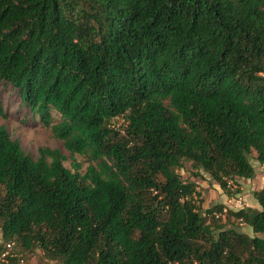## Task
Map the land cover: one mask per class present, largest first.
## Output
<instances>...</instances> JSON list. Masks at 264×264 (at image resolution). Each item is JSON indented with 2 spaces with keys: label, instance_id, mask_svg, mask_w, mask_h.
I'll list each match as a JSON object with an SVG mask.
<instances>
[{
  "label": "trees",
  "instance_id": "trees-1",
  "mask_svg": "<svg viewBox=\"0 0 264 264\" xmlns=\"http://www.w3.org/2000/svg\"><path fill=\"white\" fill-rule=\"evenodd\" d=\"M3 81L91 160L32 158L0 125L3 244L58 264H264V185L259 208L224 216L248 235L223 206L202 213L177 171L228 191L254 152L264 173V0H0Z\"/></svg>",
  "mask_w": 264,
  "mask_h": 264
},
{
  "label": "rangeland",
  "instance_id": "rangeland-1",
  "mask_svg": "<svg viewBox=\"0 0 264 264\" xmlns=\"http://www.w3.org/2000/svg\"><path fill=\"white\" fill-rule=\"evenodd\" d=\"M0 125H3L9 132L12 138L19 141L23 150L32 158L39 155L40 147L57 148L65 155L64 165L71 170L72 163H79V170L83 173L88 164L91 163L88 155L70 154L63 146L62 140L55 137L49 127L43 125L36 114L30 112L29 108L22 103L17 90L8 82L0 83ZM52 120L59 121V114L52 110ZM112 127L124 134L126 122L124 117L117 116L111 120ZM250 161L255 169V175L252 178L236 177L235 180H229L228 191L222 189L219 184L212 179L208 173L203 170L194 168L190 161H183L181 168L177 169L181 178L186 181L195 183V189L198 195L194 197L195 204L205 213L207 209H214L218 206H226L234 208L235 201L240 198L243 206H255L257 201L253 197V192L260 189L264 185L263 165L255 158L253 152ZM231 192V193H229ZM259 206V205H258ZM256 208V207H254ZM227 226L235 227L236 229L252 235L250 227L239 222L233 215H227L221 220ZM262 236L261 234H259ZM1 247L7 250L9 254H15L18 258V264H58L55 260L44 256L40 248H35L33 251L21 250L19 245L12 243L10 247H6L2 243L0 232ZM0 247V248H1Z\"/></svg>",
  "mask_w": 264,
  "mask_h": 264
},
{
  "label": "built area",
  "instance_id": "built-area-1",
  "mask_svg": "<svg viewBox=\"0 0 264 264\" xmlns=\"http://www.w3.org/2000/svg\"><path fill=\"white\" fill-rule=\"evenodd\" d=\"M233 207L234 208H232V207L229 208V207L223 206L220 211H213L212 213H213V215L215 217H220V216L224 217L227 214V212H228L229 209H239V208H242L243 205H242V202H241V199L240 198H238L235 201ZM11 244L12 243H6L5 246L9 248ZM6 254H8V252H7L6 249L3 252L0 253V264H3V261L5 260Z\"/></svg>",
  "mask_w": 264,
  "mask_h": 264
},
{
  "label": "crops",
  "instance_id": "crops-1",
  "mask_svg": "<svg viewBox=\"0 0 264 264\" xmlns=\"http://www.w3.org/2000/svg\"><path fill=\"white\" fill-rule=\"evenodd\" d=\"M255 206H253V207H256V208H259V206H258V203L257 204H254ZM250 227V226H249ZM250 229H251V227H250ZM250 231H252V230H250Z\"/></svg>",
  "mask_w": 264,
  "mask_h": 264
}]
</instances>
